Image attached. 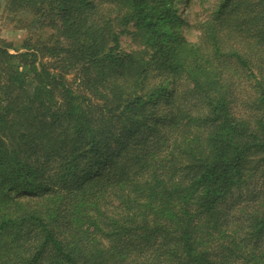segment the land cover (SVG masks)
<instances>
[{
  "label": "trees",
  "instance_id": "16d2710c",
  "mask_svg": "<svg viewBox=\"0 0 264 264\" xmlns=\"http://www.w3.org/2000/svg\"><path fill=\"white\" fill-rule=\"evenodd\" d=\"M13 1L64 42L0 47V264H264V200L224 207L264 177V0H222L197 45L176 0ZM112 7L148 57H119Z\"/></svg>",
  "mask_w": 264,
  "mask_h": 264
},
{
  "label": "rangeland",
  "instance_id": "374dc122",
  "mask_svg": "<svg viewBox=\"0 0 264 264\" xmlns=\"http://www.w3.org/2000/svg\"><path fill=\"white\" fill-rule=\"evenodd\" d=\"M222 0H176L175 5L176 9L181 8L180 14L181 18L184 21L182 34L186 40L193 45L199 43V37L201 36V28L203 24L217 12L218 8L221 5ZM96 2L95 4H97ZM113 14L108 17L104 16L105 19L108 18L113 20L111 25L113 26L114 32L117 33L118 39V51L119 57L124 55L131 56H140L137 58L148 57L150 52L146 48L140 38H138L136 22L130 24H124L122 22V15L126 12L116 11L114 7ZM71 13L68 14L71 16ZM184 11V12H183ZM183 12V13H182ZM62 15V14H61ZM65 15V14H63ZM114 17V18H113ZM55 18V17H54ZM52 19V14L47 15L42 11L38 6H25L21 8L13 0H0V47L4 43H11L17 49H23V42L30 41L29 44L33 45L36 48L45 49L52 45H62L64 39L61 36V33L56 29H53L49 25V21ZM116 19V20H114ZM145 54L147 56H145ZM146 59V58H145ZM40 60V59H39ZM38 60V61H39ZM37 61V62H38ZM42 61L43 65L46 67H52L54 60L50 58H44ZM39 61V62H40ZM120 61L116 63L115 71L119 70ZM41 68V67H40ZM157 79L153 80V83L158 84L161 82L164 86H171L169 80H164L161 77V74L157 72ZM66 78L69 82H74L75 72H72L66 75ZM183 92V90H182ZM92 99L93 102L98 100L95 98ZM169 109V103H163L161 106V113L166 115ZM40 117V116H38ZM46 121H50L47 119ZM160 132H163L165 127L162 125L159 127ZM138 134H121V144L131 146L135 143H145L148 140L152 139L154 136L147 134L143 131V128H138ZM131 134V135H130ZM120 134H118L119 136ZM3 140L5 137L3 136ZM11 146L10 150L13 151L18 157L23 158V155H28L26 158H23L28 164H31L33 167H38L44 162V158L41 156L35 157L32 155L31 151H25L20 144L15 142H8ZM118 145L117 149L121 146ZM20 154V155H18ZM54 161L51 164V167H54ZM45 176V175H43ZM264 200V177L254 180L249 187H245L239 192L234 193L227 200V204L224 205L225 209L230 213L229 217L236 214L237 209L251 207L254 205L261 204V201ZM228 217V218H229Z\"/></svg>",
  "mask_w": 264,
  "mask_h": 264
},
{
  "label": "bare ground",
  "instance_id": "6f19581e",
  "mask_svg": "<svg viewBox=\"0 0 264 264\" xmlns=\"http://www.w3.org/2000/svg\"><path fill=\"white\" fill-rule=\"evenodd\" d=\"M180 12H181V8L176 9V14L182 16V14H180ZM183 12H184V11H183ZM183 12H182V13H183Z\"/></svg>",
  "mask_w": 264,
  "mask_h": 264
}]
</instances>
